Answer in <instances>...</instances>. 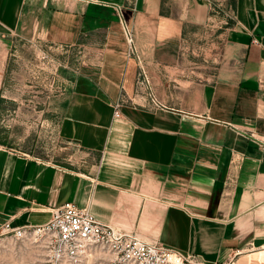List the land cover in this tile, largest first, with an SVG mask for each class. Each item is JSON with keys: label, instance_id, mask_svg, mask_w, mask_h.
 I'll return each mask as SVG.
<instances>
[{"label": "crops", "instance_id": "1", "mask_svg": "<svg viewBox=\"0 0 264 264\" xmlns=\"http://www.w3.org/2000/svg\"><path fill=\"white\" fill-rule=\"evenodd\" d=\"M15 40L88 60L57 96L73 161L0 145V226L74 202L208 264H264V0H0V100Z\"/></svg>", "mask_w": 264, "mask_h": 264}, {"label": "rangeland", "instance_id": "2", "mask_svg": "<svg viewBox=\"0 0 264 264\" xmlns=\"http://www.w3.org/2000/svg\"><path fill=\"white\" fill-rule=\"evenodd\" d=\"M82 55L44 42H13L0 100L1 146L60 163L75 159V145L59 133L57 96L63 80L88 60ZM46 259V250L35 237L0 236V264H47Z\"/></svg>", "mask_w": 264, "mask_h": 264}, {"label": "built area", "instance_id": "3", "mask_svg": "<svg viewBox=\"0 0 264 264\" xmlns=\"http://www.w3.org/2000/svg\"><path fill=\"white\" fill-rule=\"evenodd\" d=\"M229 17H232L229 14ZM130 53L135 54L134 35L126 32ZM140 61V58L138 57ZM145 73L140 67L137 92L156 104L154 93H144ZM115 116L121 114V102L115 104ZM249 138L264 144V140L250 134ZM16 239L35 237L46 250L47 264H208L197 254H186L160 242L148 240L136 232H129L99 220L87 207L65 202L52 209L51 219L44 225L12 227L9 222L0 226V236ZM103 261V262H102ZM101 262V263H100ZM230 258L221 264H236Z\"/></svg>", "mask_w": 264, "mask_h": 264}]
</instances>
